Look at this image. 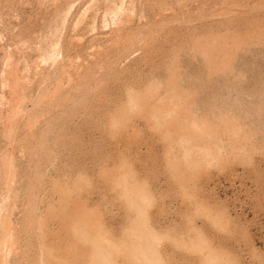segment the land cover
<instances>
[{"label":"rangeland","instance_id":"obj_1","mask_svg":"<svg viewBox=\"0 0 264 264\" xmlns=\"http://www.w3.org/2000/svg\"><path fill=\"white\" fill-rule=\"evenodd\" d=\"M0 264H264V0H0Z\"/></svg>","mask_w":264,"mask_h":264}]
</instances>
